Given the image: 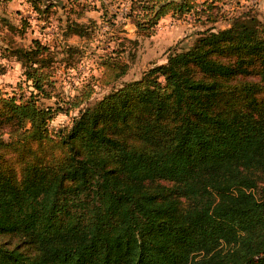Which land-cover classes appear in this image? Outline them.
<instances>
[{"label": "trees", "instance_id": "1", "mask_svg": "<svg viewBox=\"0 0 264 264\" xmlns=\"http://www.w3.org/2000/svg\"><path fill=\"white\" fill-rule=\"evenodd\" d=\"M23 1L42 22L63 10L61 38L95 28L87 0ZM226 1L129 0L138 32L166 15L208 25L55 129L62 106L39 97L56 49L74 64L79 47L21 43L29 22L0 16V54L32 87L0 90V264H264V14L252 3L215 27ZM119 40L98 63L105 84L128 66Z\"/></svg>", "mask_w": 264, "mask_h": 264}, {"label": "rangeland", "instance_id": "2", "mask_svg": "<svg viewBox=\"0 0 264 264\" xmlns=\"http://www.w3.org/2000/svg\"><path fill=\"white\" fill-rule=\"evenodd\" d=\"M60 1L64 8L68 6L69 1ZM87 1L90 3L89 10L84 12L80 20L85 21L87 18H91L95 21V28L90 38L87 39L76 36L61 38L60 28L64 12L60 8H57L47 21L42 22L36 19V14L23 0H6L0 4V16L8 19L10 23L17 24L19 18L29 22V27L26 28L23 36L15 38L17 41L28 44L31 38H37L42 43H49L51 46H62L64 43H69L79 47L80 52L75 55L74 64H66L59 60L63 54L57 47V60L51 68L53 70L51 79L54 85L51 90L52 94L49 97H39V101L43 105L56 106L58 104L62 106V109L49 122L51 129L69 125L79 107L93 103L124 81L138 78L150 66L165 62L170 49L188 47L204 27L202 25H208L202 20L203 24L200 23V20H197L192 13L185 14L180 18L166 15L157 21L151 31L138 32L124 17L129 0ZM200 1L202 0H197V2ZM215 5L225 9L223 10L224 18H220L221 16L218 15L219 19L214 25L219 28L226 26L224 20L229 19L228 12L238 13L253 4L250 0H229L226 3H216ZM252 7L255 8L256 18L263 19L264 0H259ZM110 19L112 24L109 23ZM120 38L125 39L121 40V43H124L121 59L126 61L128 66L119 79L105 84L99 79L102 70L98 63L105 53L110 52L116 46ZM29 84L30 82H26L24 79L20 64L14 59L0 54V90L8 94H28L32 89ZM87 84H91L92 91L88 98L82 101L80 96ZM75 102L79 103L76 107L72 106Z\"/></svg>", "mask_w": 264, "mask_h": 264}, {"label": "built area", "instance_id": "3", "mask_svg": "<svg viewBox=\"0 0 264 264\" xmlns=\"http://www.w3.org/2000/svg\"><path fill=\"white\" fill-rule=\"evenodd\" d=\"M252 3L258 2L259 0H250Z\"/></svg>", "mask_w": 264, "mask_h": 264}]
</instances>
